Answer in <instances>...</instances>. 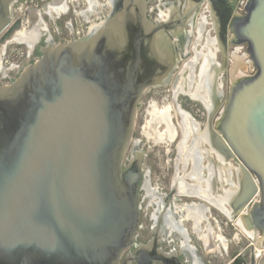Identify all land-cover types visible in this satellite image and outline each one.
<instances>
[{"label":"water","instance_id":"95a60500","mask_svg":"<svg viewBox=\"0 0 264 264\" xmlns=\"http://www.w3.org/2000/svg\"><path fill=\"white\" fill-rule=\"evenodd\" d=\"M66 1L15 11L17 0H0L3 54L31 29L40 34L48 7ZM238 1L154 0L155 15L165 7L180 13L173 19L172 8L163 22L147 18L149 0H122L91 31L49 41L13 81L0 83V264H184L174 249L159 250L161 234L121 261L142 218V154L127 165V152L143 92L169 80L184 57L173 36L199 9L223 58L229 46L244 47L241 65L234 59L229 67L219 115L213 119L219 104L209 109L207 142L236 164L225 215L264 241V0H246L243 13ZM184 196L172 185L164 201ZM247 238L243 264H264V249Z\"/></svg>","mask_w":264,"mask_h":264},{"label":"crops","instance_id":"0c3cea01","mask_svg":"<svg viewBox=\"0 0 264 264\" xmlns=\"http://www.w3.org/2000/svg\"><path fill=\"white\" fill-rule=\"evenodd\" d=\"M121 1L122 0H85V7L80 10L83 20L89 24L85 33L91 30V25L98 26L101 24V22L120 5ZM72 3H77V0H70L59 6L50 5L51 7H48V14H51L54 19H58L60 15L67 13ZM171 8H174L175 11L173 13V19L176 20L180 18V13L176 12V7ZM171 8L165 7L163 11L159 10V15L149 16L147 14V18L150 21H169L170 12L173 10ZM151 10L152 7H150L148 11ZM192 15L189 23L185 24L181 28V32L179 31V34L176 33L172 40V43L179 47L180 53L184 54V57L180 58L177 64L178 66L181 62V67L179 68V71H182L180 79L183 80V82L187 79L189 75L188 70L191 67L186 66V64L192 61L191 64L193 66L191 71L195 85H197L199 80H201L202 86L206 84H209V86L220 85L221 83L219 81L223 76L222 68L224 60L219 57V45L212 30V23L208 18L206 19L203 17L200 9ZM91 20L94 21L91 22ZM43 24L44 25L40 27V32H42L40 34L37 33L34 38L36 42L33 45L32 51L30 50L31 45L29 43H22V45L27 48V53L31 60H35L37 58L36 56L41 54L42 47L49 43V41H54L53 36L47 28V24ZM71 31L72 29L70 28L69 32ZM211 37L214 41L208 42L207 38ZM215 46L216 50H214ZM2 52L1 50L0 55ZM229 52L228 64L230 63L231 66L234 64L235 59V57H232V54L238 56L242 53L239 52V49ZM17 74L18 70L15 67L6 66L3 64L2 60H0L1 84L10 83L16 78ZM172 76L173 75H171L170 78H172ZM206 101L211 104L209 94ZM186 133L188 137L186 139L187 144L185 143L184 145L186 146H181V150L178 149L181 161L177 165L178 169H180L179 176L182 180L180 179L176 186V193L177 195L183 194L187 196L180 197L178 199L179 202H172L173 209L171 211H169L171 208L170 203L168 205L163 203L162 220L164 224L163 228L159 229L158 232L162 234L163 231L166 230L168 237L166 242L162 243L159 250H162V252L166 254L171 249H174L184 264H205V260L211 257H220L222 248L226 250L227 247V237L218 223L217 213H224L230 209L227 203L237 186L235 179L236 164L233 161L225 163L210 147L201 145L200 139H203L201 138L203 136H201V134L204 133L198 129H190ZM193 137H197L198 140L191 142ZM183 162H185V164H183ZM170 185H172V182ZM158 192L162 195H166L168 191L161 189ZM200 199L207 200L208 205L203 207L200 203ZM151 200L155 201L154 198H151ZM240 232L244 235L241 230ZM143 246H146V244H143Z\"/></svg>","mask_w":264,"mask_h":264},{"label":"flooded vegetation","instance_id":"af4514ba","mask_svg":"<svg viewBox=\"0 0 264 264\" xmlns=\"http://www.w3.org/2000/svg\"><path fill=\"white\" fill-rule=\"evenodd\" d=\"M245 1L246 0H239L236 3L235 11L237 13H243V5H244ZM160 11H163V10H160ZM147 14L149 16L155 15V13L153 11H147ZM203 17L206 19L207 18L210 19L208 14L205 16L203 15ZM232 50L234 51V48L229 46L227 49V55L223 58L222 52L219 48V57H221L224 60L223 61L224 64H223V68H222V75L223 76H222V79L219 81L221 84L217 85V86H211V85L209 86L206 84V85H203L201 87V92L205 93V95H206L204 97L207 98L208 94H209L210 99H211V104L207 103L206 98H204V99L200 98L199 99L198 97L193 98L192 96H190V94L187 91L195 88L196 85H195L193 79L188 80V77H187V79L184 80V82H183V80L180 79L182 71L181 70L179 71V68L181 67V64H180V66H177L176 69L174 70V72L172 74L173 75L172 78H169V80H166L165 82H163L159 86L149 87L143 92V94L146 91H149V93H150V94H147L148 95L147 96L148 105L145 108V112L148 114L149 118L146 121L145 127H143L144 129H142L143 130L141 132L142 137L137 138L136 140H133V141L131 140V143L129 145V151L127 152V160H128L127 165H129V162L135 157L136 152L140 151L142 154V158H141L142 178H141L140 189H139V193H138V205H139V211L142 214V218H141L139 228L137 231V235H136L135 241H134L135 247L133 249L126 251L122 256L121 261L126 256L132 254L135 251L136 247L141 246L143 244H148V242L151 241L152 238L155 237L156 234L160 235V233L158 231H159V229L163 228V224H164V222L162 220L163 203H165V205H168L170 203L171 208L169 211H171L173 209L172 202L169 201L166 204V202L164 201V195H162L158 192L159 190L164 189L162 187L161 183L158 181L156 182V181L152 180L151 169L149 167L144 168V165H145V161L148 160L150 154L155 149L154 147H163L165 149V150L163 149V153L169 154L171 150L173 151L172 158L170 159V161H172V167H173V174L171 177V182L173 180V177H174L176 171H178L177 175L178 176L180 175V169H178L177 164L181 161V157H180L177 145L180 142V140L182 139L183 135L181 132L182 131L181 128L177 124L176 113L174 115V112H175L174 107L175 106L178 110L188 113V115L195 122L194 123L195 124L194 129L197 128L199 131L204 133V135L201 137L203 139H200L201 145H205L207 147H210L208 142H207V135H208L207 124H208L209 109L213 108L216 104H219V107L216 110L213 119L219 115V110H220V107L222 106V104L224 102L226 92H227V87L229 84V72H228V70H229L228 69L229 68L228 67V65H229L228 61L229 60H228V56H230L229 51H232ZM239 52L243 53L244 47L240 48ZM188 71L190 73L191 70L189 69ZM180 82H182V88H183V91H185V92H179L174 97L173 89L178 87ZM163 89H168V92H169V94L167 96H165V95L162 96L163 99H165L166 97L168 98L167 102L164 105L158 106L156 103H153L151 100H149V98L152 97V94L154 92H156L157 90H163ZM173 97H174V99H173ZM181 97H185L189 102H196L198 104V106L201 109V115L198 114L201 121L197 120L196 115H193V113L191 112V110H189L188 107H185V105L180 100ZM151 105H154L157 110H162L167 106L170 107L171 114H173L172 120H173V123L176 125V128H177V134L174 137V140L172 139V140H170V142H169V140L168 141L164 140V141H161L162 142L161 143L160 141L154 140L152 137L147 138L148 136H147L146 132L149 129L148 128L149 127L148 121L150 120V117H151L150 112H149ZM180 111L178 112L179 114H181ZM155 128L157 129L156 131L161 132L164 130L165 127H164V124L160 122L159 125H158V123L155 124ZM196 140H198V138L193 137L191 142L192 141L195 142ZM144 144H146V145L148 144L147 149H145ZM177 158L180 160H178ZM183 164H185V162H183ZM171 186L172 185H170V188H171ZM174 186L176 189V185H174ZM170 188H169V190H170ZM147 189H148V191L152 192V194L155 195L154 200L156 198H158V199L160 198L159 203L151 200V197L149 196L150 193L148 194ZM185 196H187V195H185ZM200 203H201V205H203V207L208 205V201L205 199H200ZM219 215L222 216V218H221L220 216L217 215L218 223L220 224L222 229L224 228V226H223L224 221H225V224L227 223V221H231L234 223V225H236L233 220L228 219V217L225 215V213L219 212ZM170 223H172V222H170ZM236 227H238V226L236 225ZM224 233H225V231H224ZM242 235L243 234H241L240 229H239V231H236L232 235H230L229 238L227 237V235L225 233V236L227 237V239H226V244H227L226 250H224L222 248V254L220 255V257H217V256L211 257V258L205 260V264H211V263H213V264H226V262L227 261L229 262V260H231L230 261V262H232L231 264H243V260H242L241 256L246 257L247 255H249L250 250H248L247 247H248V244H250V243H249V239L247 238L246 234H244V235H246L245 242H241L240 236H242ZM256 237L257 238L259 237L258 233H257ZM164 242H166V239L164 238L163 233H162L160 238H159V246L161 247L162 243H164ZM253 244L256 248L259 247L262 250L264 249V241L260 242V245L258 247L255 244V240H254ZM244 251H245V253H243ZM149 252L151 253L152 257L158 258L160 256L158 251H154L152 249V247H151ZM233 254L235 255L233 257V259H229Z\"/></svg>","mask_w":264,"mask_h":264},{"label":"rangeland","instance_id":"374dc122","mask_svg":"<svg viewBox=\"0 0 264 264\" xmlns=\"http://www.w3.org/2000/svg\"><path fill=\"white\" fill-rule=\"evenodd\" d=\"M49 1H51V0H17V2L13 6V9L16 11L20 5H26V4H30V5H33L35 7H41L43 4L48 3ZM153 4H154V0H149L148 7L149 8L153 7ZM84 7H85V0H77V3H72L69 10L67 11V13L60 15L58 19H54V17L51 14H43L44 23L47 24V28H48L50 34L53 36L55 42H67L69 40H72L77 35L76 31L79 30L80 28H83L84 32L87 31V27L89 24L83 20L81 14H80V10H82ZM93 21L94 20H91V22H93ZM67 22H68V24H67ZM70 28L72 29L71 32H69ZM14 45H16L17 47L24 50V52L27 51V48L24 45L18 44L15 42L8 44L6 47V51H8L9 48H11ZM0 53H1V50H0ZM39 56H36L37 57L36 59H38ZM1 58H2L1 60H2L3 64L6 65L4 63L3 54H1ZM180 64H181V62H180ZM180 64L178 66H180ZM26 65L27 64H24V66H22L20 69L16 68L18 70V74L21 72L22 69H24L26 67ZM228 67H230V63L228 65ZM18 74H17V76H18ZM147 94H150L149 91H146L142 95V97L138 103L136 118H135V124L133 127V133H132V138H131L132 141L136 140L137 138L142 137V135H141V132L143 131L142 129H144L143 127H145L146 121L149 118L148 114L145 112V108L148 105V101H147L148 95ZM168 94H169L168 89L157 90L156 92H154L152 94V97L149 98V100H151L153 103H156L158 106H161V105H164L168 99L167 97L165 99H163L162 96L163 95L167 96ZM180 100L185 105V107H188L189 110H191L193 115H196L197 120L201 121V119L198 116V114L201 115V109L198 106V104L196 102H189L185 97H181ZM155 109H156V107H155ZM150 120H151V117H150ZM150 120L148 121V126H149ZM147 145L144 144L145 149H147ZM154 148H153L154 150L150 154L148 160L145 161L144 168L149 167L151 169L152 180L160 182L162 187L164 188V190L168 191L170 188L171 177L173 174L172 161H170V159L172 158V155H173V151L171 150L169 154H166V153H163V149H164L163 147H154ZM128 151H129V149H128ZM215 213H217V212H215ZM217 214H218V216H220L219 213H217ZM220 217L222 218V216H220ZM236 224H237V222H236ZM223 226H224L223 229H224L228 238L234 232L239 231V229L236 227V225H234V223L231 221H227L226 224L224 221ZM242 236H240L241 242H245L246 235H242ZM211 264H213V263H211Z\"/></svg>","mask_w":264,"mask_h":264},{"label":"bare ground","instance_id":"6f19581e","mask_svg":"<svg viewBox=\"0 0 264 264\" xmlns=\"http://www.w3.org/2000/svg\"><path fill=\"white\" fill-rule=\"evenodd\" d=\"M68 1H70V0H67L65 3H67ZM89 1V0H88ZM64 3H62V5H63ZM59 6V5H58ZM51 7V6H50ZM171 8V7H170ZM51 9V8H50ZM172 9V8H171ZM65 10V9H64ZM162 10V9H161ZM56 12V11H55ZM172 12V11H171ZM170 12V13H171ZM163 13V12H162ZM160 14H161V12H160ZM164 14V13H163ZM50 16V15H49ZM163 17V16H162ZM165 17H166V14H165ZM164 19V18H163ZM44 25V24H43ZM46 27V26H45ZM44 27V28H45ZM96 26L95 25H91L90 26V28H91V30L93 29V28H95ZM90 30V31H91ZM42 32V31H41ZM40 32V33H41ZM38 32L36 31V30H34V29H31V31H29V32H27V34L26 35H24L23 36V40L25 41V42H27V43H29L30 45L32 44V42H33V40H34V38H35V36H36V34H37ZM208 39V42L210 41V42H213L214 41V39L211 37V38H207ZM217 46V45H216ZM216 46L214 47L215 49L214 50H216ZM238 50V49H237ZM203 51H204V49H203ZM199 53V52H198ZM2 54H3V52H2ZM200 54V53H199ZM201 55V54H200ZM2 58H1V55H0V60H1ZM235 59H236V66L238 67L239 65H241V63H242V59H243V57H242V55H240V57L239 56H237V57H235ZM186 66H188V67H191L192 68V66H191V64L190 63H187L186 64ZM191 68H190V70H191ZM194 68V67H193ZM194 74V73H193ZM200 78V77H199ZM212 78V77H211ZM189 79H192V71H190V73H189V75H188V80ZM194 79V78H193ZM205 79V78H204ZM209 79V78H208ZM204 81V80H203ZM205 82V81H204ZM209 82V81H208ZM201 80H199L198 82H197V85L195 86V88H193V89H191V90H188L187 92L190 94V96H192L193 98H202V99H204V98H206V97H204V96H206L205 95V93H202L201 92V87H202V85H201ZM209 85V84H208ZM204 88V87H203ZM179 92H185V91H183V88H182V82H180V84L178 85V87H176L175 89H173V94H174V97L176 96V94L177 93H179ZM174 97H173V99H174ZM207 104V103H206ZM176 108V106L174 107V115H175V113H176V116H177V124L179 125V127L181 128V132H182V139L180 140V142L178 143V149H180L181 148V146H183L185 143H186V139L188 138L187 137V131H189L190 129L192 130V129H194V126H195V122L192 120V118L188 115V113H186V112H184V111H180V110H178L177 108ZM181 112V114H179L178 112ZM150 115H151V120H150V122H149V129H148V131L146 132V134H147V138H149V137H152L154 140H157V141H164V140H169V142H170V140H174V137L176 136V134H177V128H176V125L173 123V120H172V115L173 114H171V111H170V107L169 106H167V107H165L164 109H162V110H156L155 109V107H154V105H151V107H150ZM163 123L164 124V130L163 131H156L157 129L155 128V124L156 123H158V125H159V123ZM197 125V124H196ZM158 127V126H157ZM197 129V128H196ZM197 131V130H196ZM195 132V131H194ZM194 134V133H193ZM202 135H204V134H201V136ZM196 139V138H195ZM162 143V142H161ZM166 143V142H165ZM187 144V143H186ZM184 146H186V145H184ZM191 148V147H190ZM183 149H185V148H183ZM181 150V149H180ZM186 150V149H185ZM185 152V151H184ZM181 157V156H180ZM189 158V157H188ZM193 158V157H192ZM178 159V158H177ZM178 160H180V159H178ZM177 172L178 171H176V173H175V175H174V177H173V180H172V185H178V182L180 181V179L182 180V178L180 177V176H178L177 175ZM180 184V183H179ZM185 184V183H184ZM187 188V187H186ZM147 191H148V189H147ZM183 192V191H182ZM186 192V191H185ZM188 192V191H187ZM147 193V192H146ZM150 193V194H149ZM148 194H149V196L151 197V198H155V195L154 194H152V192H150V191H148ZM227 197V196H226ZM155 202H157V203H159L160 202V198L158 199V198H156L155 199ZM223 209V208H222ZM230 211V209H228V211H225V212H229ZM224 212V213H225ZM198 216V215H197ZM236 222H237V224L239 225V227H240V229L247 235V236H252L253 238H254V240H255V244H256V246L258 247L259 245H260V240L256 237V235L254 234V232H252V231H247L245 228H244V226H243V224H242V222L240 221V220H236ZM208 236V235H207ZM206 238V237H205ZM223 244V243H222ZM225 244V243H224ZM224 246V245H223ZM225 246H226V244H225ZM216 247V246H215ZM214 250V249H213Z\"/></svg>","mask_w":264,"mask_h":264},{"label":"built area","instance_id":"2783aa9c","mask_svg":"<svg viewBox=\"0 0 264 264\" xmlns=\"http://www.w3.org/2000/svg\"><path fill=\"white\" fill-rule=\"evenodd\" d=\"M76 33H77V35L75 38L81 37L82 35L85 34L83 28H80L79 30H77ZM3 56H4V63L6 64V66H13V67L18 68V69H20L22 66H24V64L29 65L35 61V60L33 61L30 59L27 51L24 52V50L17 47L16 45L9 48L8 51H6V49H5Z\"/></svg>","mask_w":264,"mask_h":264}]
</instances>
